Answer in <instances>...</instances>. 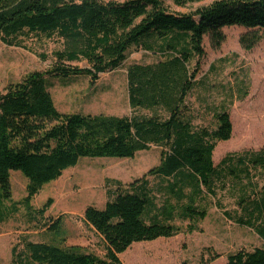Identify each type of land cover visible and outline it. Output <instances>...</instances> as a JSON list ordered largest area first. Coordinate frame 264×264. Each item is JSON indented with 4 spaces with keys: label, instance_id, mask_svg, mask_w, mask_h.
<instances>
[{
    "label": "trees",
    "instance_id": "16d2710c",
    "mask_svg": "<svg viewBox=\"0 0 264 264\" xmlns=\"http://www.w3.org/2000/svg\"><path fill=\"white\" fill-rule=\"evenodd\" d=\"M170 1L183 7L202 0ZM235 25L245 28L238 38L240 46L251 50L264 37V0H215L189 13L170 11L165 0H0L4 44L25 48L22 38L28 35L58 36L66 44L55 52L58 60H85L89 65L31 72L0 93V220L16 209L10 182L14 170L27 178L20 203L30 214L34 195L80 158L133 157L150 145L162 148L159 164L143 177L126 186L116 181L112 198L102 208L85 207L83 221L101 238L102 255L78 246L23 240V251L11 248L12 264H124L119 255L133 243L180 232L173 223L175 211L187 221V232L197 230V222L207 215V200L228 178L233 185L241 183L235 201L242 212L224 211L225 217L250 228L264 242V182L259 183L264 179V145L227 153L214 165L212 154L216 160L221 150L216 145L232 136L230 113L225 108L214 113L215 125L209 128L194 124L188 104L205 56L204 37L218 48L226 39L223 28ZM132 46L156 48L162 55L154 63L135 62L126 68L130 107L153 111L151 115L57 110L46 76L86 75L94 82L100 73L121 66ZM148 175L169 179L164 187L177 198L175 205L167 200L154 210ZM51 204L48 198L34 212L43 217ZM59 223L57 218L49 224L53 235ZM218 257L213 254L203 263ZM226 262L264 264V245L238 249L226 255Z\"/></svg>",
    "mask_w": 264,
    "mask_h": 264
},
{
    "label": "rangeland",
    "instance_id": "374dc122",
    "mask_svg": "<svg viewBox=\"0 0 264 264\" xmlns=\"http://www.w3.org/2000/svg\"><path fill=\"white\" fill-rule=\"evenodd\" d=\"M213 1L202 0L181 7L165 0V5L172 12L189 13ZM244 31L245 28L241 26H225L223 32L226 39L218 48H212L208 38L204 37L205 56L188 98L192 120L196 125L213 128L214 113L223 108L229 111L233 125L232 137L218 142L220 157L226 149L233 147L245 150L264 145V37L251 50H245L238 40ZM22 42L25 48L8 46L0 41V93L4 92L7 85L19 82L31 72H45L54 66H89L85 60H58L55 52L64 50L66 46L58 36L47 38L28 35L22 38ZM161 58L156 48L147 51L132 46L121 66L100 73L94 82L86 75H69L66 78L48 75L45 81L54 105L60 112L149 116L153 111L132 109L128 103L126 68L131 63L150 64ZM243 94H246L243 101H236ZM161 149L160 146L150 145L149 149L138 150L133 157H82L75 165L64 169L57 179L43 185L31 200L33 210L30 214L20 203L26 195L27 178L18 170L12 171V201L17 203L16 209L0 220V264H12L11 248L15 246L18 252L23 251V240L78 246L84 251L102 255L101 238L83 221L85 207L91 205L102 208L112 198L117 188L116 181L126 186L143 177L150 168L159 164ZM214 163L217 164V160ZM146 180L147 187L152 190L150 195L154 198V210L158 212V208L165 205L167 200L171 205L177 203V198L164 187L169 179L148 175ZM263 182L264 179L259 180L260 184ZM224 184L216 188L214 198L207 200V215L197 222L196 231L187 233V221L180 219L175 211L173 223L181 229L180 233L168 239L133 243L119 255L122 262L227 264V254L241 248L252 250L263 246V240L253 230L225 217L224 211L230 215H238L242 211L235 201L241 183L235 184L236 187L228 178ZM158 186L163 189L157 190ZM48 198L52 199V204L43 217L38 216L34 210L41 208ZM57 218H60L59 231L53 235L49 224ZM217 253L218 258L203 263Z\"/></svg>",
    "mask_w": 264,
    "mask_h": 264
},
{
    "label": "crops",
    "instance_id": "0c3cea01",
    "mask_svg": "<svg viewBox=\"0 0 264 264\" xmlns=\"http://www.w3.org/2000/svg\"><path fill=\"white\" fill-rule=\"evenodd\" d=\"M244 97H246V94H243V96L241 95V97L240 98H238V100H236V101H238V102H241V101H243V99H244ZM188 98H189V96H188ZM232 128H233V125H232ZM232 137V136H231ZM238 145V144H237ZM217 146V145H216ZM263 146V145H262ZM216 148V147H215ZM260 148V147H259ZM259 148H247V149H245V150H257V149H259ZM245 150H239V148H237V147H233V148H230V149H226V152H225V154H223L221 157H220V155L217 157V162H219V160L222 158V157H224L227 153H232V152H242V151H245ZM213 153H214V151H213ZM212 160H213V163L216 161V160H214L213 159V154H212ZM214 165H215V163H214ZM194 231H196V230H194ZM194 231H192V232H187V233H193ZM180 233V232H179ZM168 239V238H164V237H160V238H157V239ZM170 238V237H169ZM156 240V239H155Z\"/></svg>",
    "mask_w": 264,
    "mask_h": 264
}]
</instances>
